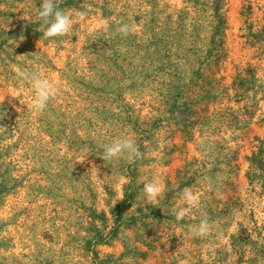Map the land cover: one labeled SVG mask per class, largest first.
<instances>
[{
	"label": "rangeland",
	"instance_id": "1",
	"mask_svg": "<svg viewBox=\"0 0 264 264\" xmlns=\"http://www.w3.org/2000/svg\"><path fill=\"white\" fill-rule=\"evenodd\" d=\"M41 2L0 0V264H264V0H59L47 39ZM21 73L56 89L43 112ZM121 138L142 156L104 161Z\"/></svg>",
	"mask_w": 264,
	"mask_h": 264
},
{
	"label": "clouds",
	"instance_id": "2",
	"mask_svg": "<svg viewBox=\"0 0 264 264\" xmlns=\"http://www.w3.org/2000/svg\"><path fill=\"white\" fill-rule=\"evenodd\" d=\"M35 22H39L44 27L43 35L47 38L61 37L68 35L73 28V19L70 14L60 9L59 0H42L40 6L35 9ZM107 23V22H105ZM46 26V27H45ZM134 27L129 24H122L117 28V32L124 36L129 35ZM25 80L30 83L35 95L32 100V108L35 112H43L49 100L56 94V89L47 80L42 78L38 73L25 74L21 73ZM5 97H2V102ZM122 153H127L129 160H135L142 156L135 141L131 138H121L115 140L109 145H105L104 153L101 157L104 161L119 157ZM164 189L157 183L152 181L144 182L143 194L149 202H152L163 193ZM183 200L187 207L181 208L176 212V219L182 220L187 216L191 207L197 202V196L189 190L182 193ZM116 203V202H115ZM115 203L113 205H115ZM211 225L205 218L201 222L193 226V234L200 237H206L211 231Z\"/></svg>",
	"mask_w": 264,
	"mask_h": 264
},
{
	"label": "trees",
	"instance_id": "3",
	"mask_svg": "<svg viewBox=\"0 0 264 264\" xmlns=\"http://www.w3.org/2000/svg\"><path fill=\"white\" fill-rule=\"evenodd\" d=\"M221 19V17H220ZM221 29H222V26H224V23H223V19H221ZM179 31L181 29V33H189V31H191L190 33L192 35H196L197 34V31L200 30V26L198 25L197 22H195V19L192 20L190 23H188V19L186 18L185 20H181L179 21V24H178V28H177ZM181 49L177 48L176 49V55L175 57L178 58L175 63H177V65L175 66L176 70H175V73L176 74H167L166 76L169 78V79H172V81L170 83L167 84V89L162 92L164 93V95L166 97H172L174 99L173 103H170L169 101L167 102V104H173V108H176V109H179L180 107L177 105V101L178 99L183 95L181 92L179 93V90H180V85L177 86V82L181 81L182 80V77H189V78H192L196 75L193 74V75H190V72L189 70H192V66L193 65H189L188 69H184V67H182V65H180V63H183L185 65H188L192 62H190V59L188 61V56H189V51L187 49H184V53H182L180 51ZM186 53V54H185ZM182 76V77H181ZM190 82L191 83H194L193 81H191L190 79Z\"/></svg>",
	"mask_w": 264,
	"mask_h": 264
}]
</instances>
